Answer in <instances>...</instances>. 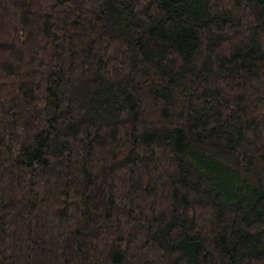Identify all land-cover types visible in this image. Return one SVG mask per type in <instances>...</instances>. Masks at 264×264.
Masks as SVG:
<instances>
[{"label": "trees", "instance_id": "obj_1", "mask_svg": "<svg viewBox=\"0 0 264 264\" xmlns=\"http://www.w3.org/2000/svg\"><path fill=\"white\" fill-rule=\"evenodd\" d=\"M0 264H264V0H0Z\"/></svg>", "mask_w": 264, "mask_h": 264}]
</instances>
